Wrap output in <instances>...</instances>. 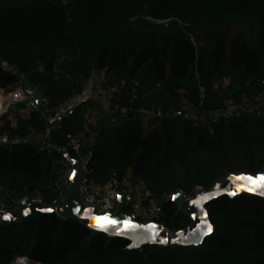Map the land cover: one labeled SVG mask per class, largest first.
<instances>
[{"label":"trees","instance_id":"16d2710c","mask_svg":"<svg viewBox=\"0 0 264 264\" xmlns=\"http://www.w3.org/2000/svg\"><path fill=\"white\" fill-rule=\"evenodd\" d=\"M141 14L185 23L174 19L164 29L146 19L140 24ZM238 24L259 26L261 48L240 34L231 38L229 28ZM191 25L207 30L209 52L191 42ZM60 51L72 53V62L61 61ZM96 72L139 80L133 89L115 91L125 105L136 95V107L163 102L161 90L156 91L161 83L167 94L178 97L183 91L189 100H198L195 76L205 88L207 106L222 105V100L208 101L217 89L233 100L252 96L264 88V0H0V88L15 87L24 76L55 108L80 93ZM217 73L226 84L213 85ZM262 114H234L214 126L170 118L146 126L139 121L120 125L85 147L91 152L88 177L100 187L116 182L122 190L132 170L131 186L142 181L158 200L192 195L197 187H211L231 174L263 173ZM38 120L24 122L21 138L26 125L44 131ZM84 121L79 112L62 119L50 132L49 151L42 143L23 140L0 144V187L9 191L7 197L41 191L43 204H52L62 191L57 183L68 164L65 154L75 157L66 145L75 132L84 131ZM179 169L181 178L171 179ZM206 207L214 230L201 244L134 249L126 238H111L56 213L34 212L0 224V264L19 259L27 264H264L263 197L223 196ZM124 208L130 212L128 202ZM159 209L170 232L190 226V217L174 202L165 201Z\"/></svg>","mask_w":264,"mask_h":264},{"label":"built area","instance_id":"2783aa9c","mask_svg":"<svg viewBox=\"0 0 264 264\" xmlns=\"http://www.w3.org/2000/svg\"><path fill=\"white\" fill-rule=\"evenodd\" d=\"M152 22L160 23L158 20L149 18ZM163 20L162 22H165ZM191 35V34H190ZM191 39V36H190ZM194 44V42H192ZM4 70L9 67L2 66ZM198 100H187L181 108H163L161 106H135L136 95L132 97L130 103L125 105L119 98L115 90L109 86L104 87L99 93V97L106 101L111 107L113 116L111 120L100 130L93 134L91 143L97 140L101 132H107L112 128L135 121L146 122L155 120L160 122L165 118L179 119L194 124H207L214 126L221 124L229 116L241 114L243 112L264 113V88L252 96H246L239 100L230 99L222 105L210 107L207 106L205 98V88L199 85ZM81 103L77 100L76 94H73L55 108L51 107L50 99L43 95L41 104H38L33 95L25 89L19 87L13 90L0 88V137L7 140L8 144L21 140L19 134L20 128L24 122L29 119L37 118L44 122L47 116L56 114L64 119L79 112L82 115L87 113L85 107H80ZM41 142L48 145V135L41 133ZM87 137L84 131L75 132L70 136L68 142L69 149L75 157L81 159L85 155L87 146ZM91 157V152H88ZM91 160V159H90ZM86 161L85 171L90 174ZM82 200L86 205L94 206L99 212L111 209V200L115 191L111 188L98 187L89 177L83 180L80 186ZM41 191L26 192L21 196L9 198L5 196L0 201V212L6 210H16L20 207L33 204L35 202L43 203ZM156 200L152 191L145 186L133 185L130 188V195L126 202L129 203L130 213L135 214L140 223L161 222V212L156 206ZM40 264V263H37Z\"/></svg>","mask_w":264,"mask_h":264},{"label":"water","instance_id":"95a60500","mask_svg":"<svg viewBox=\"0 0 264 264\" xmlns=\"http://www.w3.org/2000/svg\"><path fill=\"white\" fill-rule=\"evenodd\" d=\"M12 71H16V70L12 69ZM34 98L38 104H41L43 95L41 93H35ZM43 149H46V146H44ZM54 149H56L57 151H65L64 149L61 148V146H55ZM65 155H66V158H68L67 162L70 164V166L72 168H71V172L68 176L69 178H68L67 182L65 183V185L63 186V189L61 191L60 196L52 204H49V205L43 204L40 202H35L33 204H29V205L20 207L16 210L2 211V212H0V216H3L4 214H7V213H11V214L15 215L16 218L13 220H10V221H3L2 219H0L1 225H5V224L11 223V222L23 220L27 216H31V214L34 212H38V213H42V214L56 213L57 215L61 216V218H63V219L69 218V219H73L75 221H78L92 231L105 233L111 238H126L131 243L133 242V237L136 235H144V236L149 235V233L146 232L143 227H133L134 225L146 226L148 224H155V225H157L158 230L163 229V231L160 232V236L157 239L159 240L160 238L166 237L169 240L168 244H159V243H152L151 241H146L145 243L141 244L140 247L143 245H146V244H154V245H160V246H167L169 244L191 245V244H187V243L181 244L178 242L172 243V241L177 239V234L180 232H183L185 235H187L189 232L194 231L196 225L199 223L198 215H197V218L194 219L195 225H192V227H189V228L177 231V232H170L163 222H152V223H147V224L140 223L136 220L138 218L135 214H131L130 212H127L124 208V205H125L126 199H127L125 189H123L117 193L116 197L118 199H116V206L114 209H108L104 212H99L96 207L84 204V202L82 200L83 197H81V193L79 190H80V186H81L83 180L86 179L90 175L88 172L85 171L86 161L90 160V154L87 152L81 159L75 158L72 156L70 157V156H68L67 153ZM73 161H75V163H73ZM74 170L76 171L77 175L75 177H72V173ZM258 175H260V174H258ZM70 177H71V179H70ZM228 177L217 182V183H220L222 188L226 184H231V181L228 180ZM217 183H215L211 187L202 188L201 190L195 192L193 194L191 200H188V195L181 194V193H178L179 195L174 194V195H170V196H163L162 198H159L158 200H156V206L160 207L165 201H172L175 204H177L178 206H181L182 208H184L188 212V215L193 217V213L198 214L199 209H197L194 205H192L191 201L193 199L197 198L201 194H205L208 191L215 190V185ZM241 183H243V182H241ZM252 187L255 189V191L241 192L237 196H240V195H258V196L264 198V196H261L259 194L261 191H264V188H259L257 186V183H255V182L253 183ZM173 196H177V198L175 200H173L172 199ZM223 196H228V195L223 194L219 197H223ZM219 197H217V198H219ZM228 197H230V196H228ZM214 199H216V198H214ZM214 199H212V200H214ZM209 202H211V200L204 204V208L206 210H207L206 205ZM76 206L81 207L80 214H77L74 211ZM26 208L30 209L29 214L27 216L23 215V210ZM41 208H52L53 211L51 213H44V212L39 211V209H41ZM84 208L93 209L94 210L93 214L100 216V219H97V220H92V219L85 220V219H83V216H84L83 209ZM105 213H109L111 218H107V219L104 218ZM208 219H209V216H208ZM117 220H122L123 223L117 224ZM209 221H211V220L209 219ZM89 224H96L98 226V228H90V227H88ZM106 225L111 226L108 228L107 232L99 230V228H103ZM117 227L127 229L128 231L126 232L125 235H113L112 233L115 231V229ZM181 239H182V237H181ZM190 239H191V237H190ZM131 249H134V248H131Z\"/></svg>","mask_w":264,"mask_h":264},{"label":"rangeland","instance_id":"374dc122","mask_svg":"<svg viewBox=\"0 0 264 264\" xmlns=\"http://www.w3.org/2000/svg\"><path fill=\"white\" fill-rule=\"evenodd\" d=\"M149 18L160 21V23H157V24L163 26L164 29L167 26H169L170 22L172 23L174 21V19L180 21L182 25L185 23V22H183L177 18L159 19V18H157L155 16H151L149 14L139 15L138 16V19H139L138 22L140 24H142L143 23L142 21H144L145 19L149 20ZM163 20H166V21L162 22ZM163 28H160L158 26V31L162 32ZM190 30H191V35H190L191 36V39H190L191 42H194L195 45L201 46L203 49L206 50V52H209L212 49V45L206 39L207 30H205L201 27L195 26V25H191ZM229 32H230L231 38H233L237 34H240L243 36V38L246 40V42H248L250 45H252L253 47L261 48L260 43H259V36H260L259 26H256V28H252V26L250 24L231 25L229 28ZM59 54H60V60L61 61H63V60L71 61L72 60V57H73L72 53H66L64 51H60ZM211 78L213 81V85H215V87L222 86L221 84H226V82H227V78H225L223 75H221L219 73L213 75ZM27 81L28 80L26 79V77L23 76L22 82L20 84L16 85L15 87H11L10 90L21 87L29 93L32 92L33 88H32V86H30L28 84ZM92 81L93 82L95 81V83H94L95 85H100L101 89H103L106 86H109L111 89L115 90L117 93L121 92V90H123L124 88L125 89L126 88H132L133 89L137 85L141 84V83H139V80H137L136 78L127 81L126 79L122 78V76L117 75L115 73L106 76L103 72L102 73H100V72L94 73L91 76V78L89 79L88 83L93 84ZM113 81H114V83L110 84ZM164 84L165 83H161V84H158L156 86L157 92H159L161 90V92H162V93L160 92L162 94L161 100H163V102L157 104L158 106H161V107L166 108V109H169V108L177 109V108H181L184 104H186V101L188 100L187 94H185L183 91L177 92V94H179L178 97L171 95V94H167L165 91H162ZM193 84H196L197 86L202 85L201 81L196 76L193 79ZM230 99H231L230 97H227V99H223V101L221 103L227 102ZM151 104H153V103H151ZM142 123L146 126L147 124H150L153 122H152V120H147L146 122H142ZM239 174H247V173H239ZM262 174H264V171ZM231 175H233V174H231ZM247 175H251V174H247ZM257 175L258 174L251 175V176L255 177ZM169 176L171 179H179L182 176L181 170L179 169V170L175 171L174 173H171ZM65 181L66 180L62 176L61 179L59 180L61 187L64 185ZM201 189L202 188L197 187L195 192H197ZM192 195H188V196L191 197ZM20 260L21 259L17 260L13 264H21V263H19Z\"/></svg>","mask_w":264,"mask_h":264},{"label":"snow or ice","instance_id":"6c2138e0","mask_svg":"<svg viewBox=\"0 0 264 264\" xmlns=\"http://www.w3.org/2000/svg\"><path fill=\"white\" fill-rule=\"evenodd\" d=\"M75 163V161H73ZM77 175L76 171L74 170L72 173V177H75ZM71 179V177H70ZM228 180L231 181V184H226L223 188L221 187L220 183H217L215 185V190L208 191L205 194L199 195L197 198L193 199L191 201V204L194 205L197 209H199V213H193V219L197 218V215L199 217V223L196 225L195 230L192 232H189L187 235H185L183 232H180L177 234V239L173 240L172 243H181V244H194L199 245L204 241L205 237H208L213 232V224L208 219V212L204 208V204L208 201L217 198L223 194H227L230 197H235L241 192H250L255 191V189L252 187L253 183H257V186L259 188H264V174L257 175L255 177L247 174H233L228 177ZM243 182V183H241ZM261 196H264V191H261L259 193ZM179 195V194H177ZM177 196H173L172 199L175 200ZM30 209H24L23 215L27 216L29 214ZM39 211L44 213H51L53 211L52 208H41ZM74 211L77 214H80L81 207L76 206ZM83 219H92L97 220L100 219V216L93 214L94 210L89 208L83 209ZM15 215L11 213L4 214L3 216H0V219L3 221H10L15 219ZM104 218H111L109 213L104 214ZM123 223L122 220H117V224ZM88 227L90 228H98L96 224H89ZM111 227L109 225L104 226L103 228H99L100 231H108V228ZM133 227H143L146 232L149 233V235H136L133 237V242L128 245L129 248H138L141 244L145 243L146 241H151L152 243H159V244H168L169 240L165 238L157 239L160 236V232L163 231V229L158 230L157 225L155 224H148L146 226H138L134 225ZM128 230L117 227L115 231L112 233L113 235H125ZM182 237V239H181ZM191 237V239H190Z\"/></svg>","mask_w":264,"mask_h":264},{"label":"crops","instance_id":"0c3cea01","mask_svg":"<svg viewBox=\"0 0 264 264\" xmlns=\"http://www.w3.org/2000/svg\"><path fill=\"white\" fill-rule=\"evenodd\" d=\"M92 83L94 84L95 81L94 82L92 81ZM93 84H90L88 82L85 83V85L83 86L82 91L80 93L76 94V97H77V100L79 101V103H85V108L87 109V113L84 115V117H85L84 132H85L86 137L88 139L87 140V144L91 141V138H92L93 134L95 132H97V131H100L111 120V117L113 116L111 107L106 103V101H103L99 97V93L102 90L100 85H95V84L93 85ZM30 93L33 95V98H34V94L35 93H41L42 95H44L43 90L40 89V88H33L32 92H30ZM215 97L214 98L213 97H211V98L209 97L208 101H215V99L223 101V99H227L228 96L223 90H218L217 89ZM262 115L264 116V113ZM45 119H46V120H44L45 129H44L43 132H45L48 135V138H49L50 132L53 131V130H56V129H58L60 127L62 119L59 118V116L56 115V114H52L50 116H47ZM26 128L28 130L27 134L21 140L26 141V142H30V143H34V144L42 143L41 142L42 138L40 137L42 132L35 131L29 125H26ZM0 144L9 145L7 140H5L3 137H0ZM44 146H46L45 150L49 151L51 144L48 143V145H47L45 143H42V148ZM55 146H59V145H53V148ZM66 147H68V144L66 145ZM61 148L66 150V148H63L62 146H61ZM86 153L87 152H85V154ZM75 158H77V157H75ZM71 168L72 167L68 163L66 165V170H65L64 175H63L64 179L66 180L65 183L67 182V180L69 178L68 176H69V174L71 172ZM131 176H132V170H128L126 172L125 180H123L122 183H121L122 186H123V189L126 190V198L127 199H128V197L130 195V188H131L130 180H131ZM65 183H64V185H65ZM135 185L144 186L142 181H138L137 183H135ZM57 186L61 187L60 183H57ZM63 186L61 187V189H63ZM98 187H100V186H98ZM105 187L106 188H111V189H113L115 191V193L113 194L114 197L111 200V205L113 206L116 203V199H118L116 197V195L121 190H117L116 189V187H117V183L116 182L109 183ZM5 196H9V191L6 188L0 187V201ZM192 196L191 197L188 196V200H191ZM179 209L181 211L185 212L188 215V212L184 208L179 206ZM189 217L191 219V224H190L189 227H192V225H195V220L193 219V217H191V216H189ZM19 263L27 264L28 261L26 259H21Z\"/></svg>","mask_w":264,"mask_h":264}]
</instances>
